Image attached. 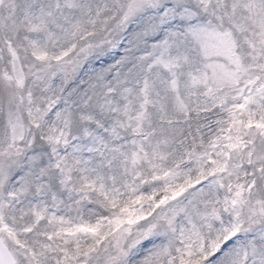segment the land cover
Returning a JSON list of instances; mask_svg holds the SVG:
<instances>
[{
	"label": "snow or ice",
	"instance_id": "obj_1",
	"mask_svg": "<svg viewBox=\"0 0 264 264\" xmlns=\"http://www.w3.org/2000/svg\"><path fill=\"white\" fill-rule=\"evenodd\" d=\"M0 264H264V0H0Z\"/></svg>",
	"mask_w": 264,
	"mask_h": 264
}]
</instances>
